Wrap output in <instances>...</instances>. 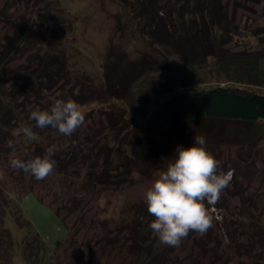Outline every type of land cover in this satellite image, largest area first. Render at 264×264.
<instances>
[{"label":"trees","instance_id":"16d2710c","mask_svg":"<svg viewBox=\"0 0 264 264\" xmlns=\"http://www.w3.org/2000/svg\"><path fill=\"white\" fill-rule=\"evenodd\" d=\"M239 4V0H135L128 9L127 28L144 37L151 51L128 58L109 46L95 98L97 91L83 81L78 82V91L74 92L75 84L71 88L66 57L59 47L65 35L64 18L49 13L46 0H0V264H13L16 250L28 264H108L111 253H124L127 264L198 263L189 255L172 257L158 248L157 236L149 228L154 217L146 202L122 203L114 215L107 209L111 202L102 198L127 186L135 176L166 170L178 146H192L194 136L206 139L205 147L225 170L227 165L235 170L253 163L249 151L238 152L230 163L221 152L228 135L224 127L255 125L264 132V93L253 85L264 86V48L234 50L228 45L240 28ZM252 33L264 34V26ZM21 58L24 62L16 70L12 63ZM173 60L188 68L192 78L201 70L220 81L162 101L172 89ZM29 69L34 78L27 82L24 74ZM226 80L237 85H222ZM44 91L54 101L47 100ZM57 99L82 105L98 99L100 105L83 112L85 123L70 136L50 127L36 128L30 113L50 110ZM24 126H32L39 139L26 140L22 133L17 137ZM53 146L56 165L42 181L9 166L13 153L27 160L43 156ZM231 185L230 194L238 197L236 205L228 209L227 204L205 202L206 207L211 215L210 207H215L218 212L226 209L223 212L230 219L236 217L235 222L225 216L219 226L229 250L250 264H262L264 193L234 181ZM28 193L48 205L67 229V237L53 250L20 208ZM8 219L22 231L18 241ZM197 234L202 239L195 242L199 257L209 256L214 263L231 261L228 253L215 256L221 244L217 239L213 246L206 243L211 230L203 236L191 232L186 239Z\"/></svg>","mask_w":264,"mask_h":264},{"label":"rangeland","instance_id":"374dc122","mask_svg":"<svg viewBox=\"0 0 264 264\" xmlns=\"http://www.w3.org/2000/svg\"><path fill=\"white\" fill-rule=\"evenodd\" d=\"M46 1L48 3V9L50 10L49 13L59 14L65 21V35L59 47L63 48L69 71V78L72 84L71 88L75 84V88H73L74 92L78 91V82L83 81V83L89 84L97 91L93 97L98 98L103 72L102 63L110 47L113 48V51L122 50L127 54L128 58H136L140 52L151 51L148 46V41L144 37L135 33L132 29L127 28L128 9L130 8V4L135 0ZM243 1L244 0H239L240 4L238 6L240 9L236 15L240 26L239 31L232 37L228 45L234 50L243 48L257 50L261 47L264 48V44H260V38L264 39V34L255 36L252 33L253 31L256 32L257 28L264 26V0H259L256 4L244 3ZM24 10L27 11L28 8L25 7ZM28 14L29 13H26V15ZM40 48L41 47L38 46V50H40ZM23 59L24 58H21V61L16 60L12 63V66L18 70L20 66L19 63L24 62ZM173 61V72L170 78L172 89L162 95V99H160L162 101L174 94L202 91L209 86L216 85L217 82L220 81L216 79L215 75H210L208 72L201 70L192 78L193 76H190L188 68L182 66L178 60ZM28 71L29 72L25 71L24 75L25 78H27V82H30L34 76L30 73V69ZM191 81L194 82L191 83ZM221 84L237 85V83L229 80L221 82ZM253 85L256 87L255 89L264 93V86ZM254 87L252 86V88ZM45 95H48L47 100L54 101L53 96L49 95V93L45 92ZM79 105L81 111L85 112L89 109L96 108L100 103L98 99H95L92 103ZM137 120H139V118H137ZM229 126L224 127V129H226L225 132L228 133L223 142L224 148L221 150V152L225 154V157L228 155L224 160L228 163H230V161L233 162V160H236L238 152L242 155H246V152L249 151L253 158V163L252 161H248L243 164L245 166L241 169L237 168L234 170L229 165L226 166V170L221 167L218 169V172L222 171L227 173L228 171H232L233 173V178L226 188V194L223 193L224 190L217 203L220 205L227 204L228 209L238 203V197H234L230 194L233 190L231 185L233 181L242 186L257 188L258 191L264 193V132H260L259 128L255 125H244V129L233 125ZM158 175L159 172L147 177L135 176L133 181L122 189L104 193L102 199L111 202V204L107 206L108 213L115 215L119 210L120 204H125L128 201L140 200L145 202V193L152 182L158 178ZM20 208L25 218L30 221L33 229L40 235L49 249L53 250L67 237L66 227L56 217L53 210L48 205L39 202L33 193H28L21 198ZM220 210L221 211L218 212L219 210L215 207H210V212L213 213V226L209 229V231H212V238L209 237L206 243H210L213 246L216 239L221 243L215 256H219L223 252L224 254L228 253L231 261L226 264H250L249 259H241L242 257H238L229 250L228 241L219 226L222 225V218H225V216L229 218L227 221L234 220L235 222L236 217L230 219V217L224 213L226 209ZM7 225L11 228L15 240L18 241L22 236V231L14 225L12 226L9 219L7 220ZM189 234H191V232ZM198 236L197 234L190 239L185 238L181 241L180 245L176 247L162 244L158 237L156 238V235L155 238L157 239L158 248L160 249L163 247L167 254L169 253L172 257L177 254V256H179L177 258H181V256L186 258L189 255V260L195 258L198 261L197 264H224L222 261L214 263L209 256H198L197 251H199V247L195 245V242L196 240L202 242V239ZM212 246H210V248ZM220 248L223 251H219ZM108 259V264H111L110 261L113 262L112 264H119V262L120 264L128 263V257L125 256L124 253L115 255L111 253ZM261 263L264 264V259L261 260ZM13 264L28 263L21 256L20 252L16 250L13 257Z\"/></svg>","mask_w":264,"mask_h":264},{"label":"clouds","instance_id":"9594fccd","mask_svg":"<svg viewBox=\"0 0 264 264\" xmlns=\"http://www.w3.org/2000/svg\"><path fill=\"white\" fill-rule=\"evenodd\" d=\"M29 119L35 122L36 128L50 127L70 136L85 123V114L75 101L57 99L50 110H33ZM21 133L26 140L39 139L32 126H24L16 136ZM193 139L194 144L190 147L178 146L175 159L159 173L145 193L148 213L154 217L149 228L167 246H179L190 232L201 236L208 232L213 226V216L205 202L207 205L218 203L233 178L232 171L218 172L220 161L207 150L203 136ZM8 143L9 147H14L12 141ZM54 152L55 147H49L43 156L27 160L13 153L9 166L42 181L54 171Z\"/></svg>","mask_w":264,"mask_h":264}]
</instances>
